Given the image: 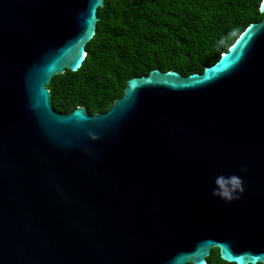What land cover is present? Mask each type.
Returning a JSON list of instances; mask_svg holds the SVG:
<instances>
[{"label": "water", "instance_id": "95a60500", "mask_svg": "<svg viewBox=\"0 0 264 264\" xmlns=\"http://www.w3.org/2000/svg\"><path fill=\"white\" fill-rule=\"evenodd\" d=\"M104 5L0 0V264H207L214 247L264 264V18L203 72L59 112L47 86L82 66Z\"/></svg>", "mask_w": 264, "mask_h": 264}, {"label": "trees", "instance_id": "16d2710c", "mask_svg": "<svg viewBox=\"0 0 264 264\" xmlns=\"http://www.w3.org/2000/svg\"><path fill=\"white\" fill-rule=\"evenodd\" d=\"M263 0H105L94 38L75 72L47 86L55 109L106 112L129 79L153 69L189 75L214 64L244 29L261 21ZM207 264H226L215 249Z\"/></svg>", "mask_w": 264, "mask_h": 264}, {"label": "flooded vegetation", "instance_id": "af4514ba", "mask_svg": "<svg viewBox=\"0 0 264 264\" xmlns=\"http://www.w3.org/2000/svg\"><path fill=\"white\" fill-rule=\"evenodd\" d=\"M215 249H217V247H214V248L211 250V254L214 252ZM211 254H210V255H211ZM210 255H209L208 258H207V263L209 262V257H210ZM190 264H191V263H190ZM257 264H262V263H257Z\"/></svg>", "mask_w": 264, "mask_h": 264}, {"label": "clouds", "instance_id": "9594fccd", "mask_svg": "<svg viewBox=\"0 0 264 264\" xmlns=\"http://www.w3.org/2000/svg\"><path fill=\"white\" fill-rule=\"evenodd\" d=\"M241 191H242V189H241ZM213 195H216V189L215 188L213 189Z\"/></svg>", "mask_w": 264, "mask_h": 264}]
</instances>
